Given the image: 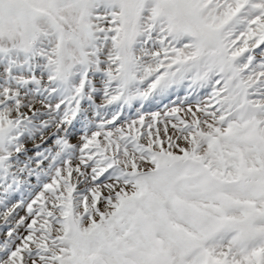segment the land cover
I'll use <instances>...</instances> for the list:
<instances>
[{"label":"snow or ice","instance_id":"1","mask_svg":"<svg viewBox=\"0 0 264 264\" xmlns=\"http://www.w3.org/2000/svg\"><path fill=\"white\" fill-rule=\"evenodd\" d=\"M0 264H264V0H0Z\"/></svg>","mask_w":264,"mask_h":264}]
</instances>
